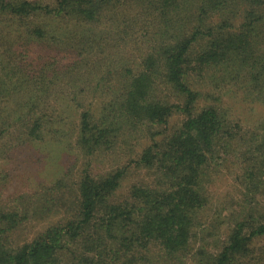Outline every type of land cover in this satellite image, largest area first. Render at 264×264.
<instances>
[{"label":"trees","instance_id":"1","mask_svg":"<svg viewBox=\"0 0 264 264\" xmlns=\"http://www.w3.org/2000/svg\"><path fill=\"white\" fill-rule=\"evenodd\" d=\"M1 41L0 165L79 166L0 201V264H264V120L223 104L264 108V0H0Z\"/></svg>","mask_w":264,"mask_h":264},{"label":"rangeland","instance_id":"2","mask_svg":"<svg viewBox=\"0 0 264 264\" xmlns=\"http://www.w3.org/2000/svg\"><path fill=\"white\" fill-rule=\"evenodd\" d=\"M241 22V18L236 19V25ZM0 56L3 52L2 41L0 42ZM16 51L11 52V55H15ZM17 53L14 57H16ZM224 105L230 106L231 114L233 117L238 118L245 129L250 128L253 124L264 120V108L260 106H248L241 102L237 98H228L223 100ZM76 124L79 123V116H72ZM42 143V142H41ZM34 148L27 147L19 150V155H13L6 162V165H0V178L4 175V180L0 182V201H14L18 199L22 194L32 195L40 186H49L60 177L61 171L67 169L73 163L75 167L79 166V163H74L72 155L67 154L59 155L57 157H50L45 153L43 145H33ZM17 153V154H18ZM67 155V156H66ZM71 156V161L68 158ZM42 158H46V165H42ZM78 167L73 170L74 174L77 172ZM8 174V177H7ZM128 184V182L126 183ZM123 184L120 189L123 191L126 187ZM32 228L30 227L29 230ZM28 230V233L30 232ZM259 246L264 247V240L261 241ZM258 264H262V261L256 259Z\"/></svg>","mask_w":264,"mask_h":264}]
</instances>
